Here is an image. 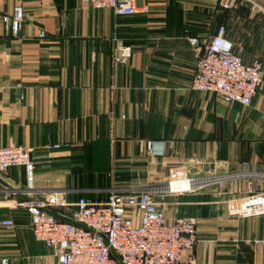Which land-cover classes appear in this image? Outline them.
<instances>
[{
    "label": "crops",
    "instance_id": "0c3cea01",
    "mask_svg": "<svg viewBox=\"0 0 264 264\" xmlns=\"http://www.w3.org/2000/svg\"><path fill=\"white\" fill-rule=\"evenodd\" d=\"M256 1L227 9L219 0H136V14L123 16L79 0H0V147L31 149L33 196H55L62 206L50 211L68 219L79 198L152 190L167 220H197L196 264H264V215L231 216L225 206L263 189L264 76L248 107L193 91L198 54L187 41L223 27L244 63L264 62ZM16 5L24 17L12 36L3 18ZM119 46L131 49L124 64L113 59ZM173 168L191 192H168ZM0 180L16 190L0 183V260L59 264L21 206L23 168Z\"/></svg>",
    "mask_w": 264,
    "mask_h": 264
},
{
    "label": "built area",
    "instance_id": "2783aa9c",
    "mask_svg": "<svg viewBox=\"0 0 264 264\" xmlns=\"http://www.w3.org/2000/svg\"><path fill=\"white\" fill-rule=\"evenodd\" d=\"M91 9H108L115 15L136 14V0H79ZM224 8H235L239 0H219ZM260 7L256 0H240ZM24 17L21 5L3 18L12 36H17ZM39 38L44 37L40 31ZM189 45L198 57L190 89L214 94L225 104L250 106L264 76V62L244 63L233 44L224 36V28L202 39L189 37ZM131 55L128 46L114 49L113 59L126 63ZM60 146L46 145V150ZM144 149L154 154V143ZM31 149L9 145L0 147V173L22 167L26 186L21 206L25 209L34 239L54 251L59 264H196L192 252L198 242L197 220L175 217L167 220L152 190L124 191L112 188L103 199L79 198L71 207L68 219L57 217L50 209L62 206L53 195L33 196L34 163ZM161 153V151H159ZM170 193L192 191V181L182 169L170 170L167 182ZM231 216L242 218L264 215L263 189L225 202ZM1 225L13 226L11 219ZM0 264H8L1 259Z\"/></svg>",
    "mask_w": 264,
    "mask_h": 264
},
{
    "label": "water",
    "instance_id": "95a60500",
    "mask_svg": "<svg viewBox=\"0 0 264 264\" xmlns=\"http://www.w3.org/2000/svg\"><path fill=\"white\" fill-rule=\"evenodd\" d=\"M0 183L5 187V189H7V190H11V191H16V190H14L13 188H10V187L6 186L1 180H0ZM17 192H18V191H17Z\"/></svg>",
    "mask_w": 264,
    "mask_h": 264
},
{
    "label": "rangeland",
    "instance_id": "374dc122",
    "mask_svg": "<svg viewBox=\"0 0 264 264\" xmlns=\"http://www.w3.org/2000/svg\"><path fill=\"white\" fill-rule=\"evenodd\" d=\"M243 2V1H242Z\"/></svg>",
    "mask_w": 264,
    "mask_h": 264
}]
</instances>
